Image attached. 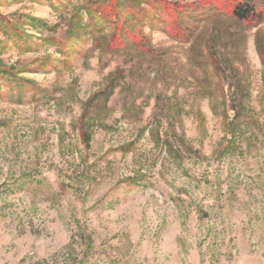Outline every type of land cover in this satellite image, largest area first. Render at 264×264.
<instances>
[{"label": "rangeland", "instance_id": "obj_1", "mask_svg": "<svg viewBox=\"0 0 264 264\" xmlns=\"http://www.w3.org/2000/svg\"><path fill=\"white\" fill-rule=\"evenodd\" d=\"M0 264H264V0H0Z\"/></svg>", "mask_w": 264, "mask_h": 264}, {"label": "trees", "instance_id": "obj_2", "mask_svg": "<svg viewBox=\"0 0 264 264\" xmlns=\"http://www.w3.org/2000/svg\"><path fill=\"white\" fill-rule=\"evenodd\" d=\"M231 14L242 21H255L258 20L262 15L260 11L253 10L252 7H244L240 5L233 6L231 9Z\"/></svg>", "mask_w": 264, "mask_h": 264}]
</instances>
